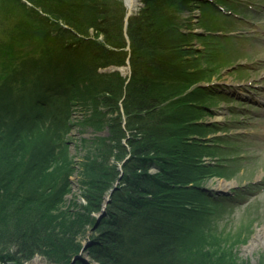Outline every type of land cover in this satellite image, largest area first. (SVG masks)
<instances>
[{"label": "trees", "instance_id": "obj_1", "mask_svg": "<svg viewBox=\"0 0 264 264\" xmlns=\"http://www.w3.org/2000/svg\"><path fill=\"white\" fill-rule=\"evenodd\" d=\"M138 2L125 24L123 0H0V264H229L213 253L223 240L208 207L231 198L207 187L225 175L206 162L208 76L190 32L210 0ZM127 57L129 77L102 72ZM75 105L95 135L69 203L89 244L74 262L81 246L57 213L71 192Z\"/></svg>", "mask_w": 264, "mask_h": 264}, {"label": "rangeland", "instance_id": "obj_2", "mask_svg": "<svg viewBox=\"0 0 264 264\" xmlns=\"http://www.w3.org/2000/svg\"><path fill=\"white\" fill-rule=\"evenodd\" d=\"M135 1L136 8L131 15L140 6ZM210 3L205 20L199 9L193 11L190 32L198 36L193 44L203 53L201 68L207 70L208 76L200 84L209 88L207 101H202L208 111L204 122L214 127L204 142L211 145L209 152L214 158H206V162L221 164L223 167L218 171L225 175L214 178L207 187L220 197L231 198L219 207H208L214 212L209 227L216 238L223 240V245L213 253L229 264H264V0H210ZM127 19L124 18L125 24ZM124 34L129 50V39L125 31ZM201 36L205 39L200 40ZM127 61L125 66L109 67L102 72L119 71L129 77ZM79 107L75 105L71 111L66 136L73 167L71 192L65 197V207L57 213L70 234L71 245L81 246L74 262L88 259L89 244L87 237L82 236L86 222L75 218L77 215L71 213L69 203L78 195L82 157L92 151L82 148L81 144L95 135L93 127L79 125L85 115ZM122 166L123 163H118L120 173L115 186L122 180ZM112 194L113 190L109 191L103 201L102 212L95 216L97 222L111 203ZM80 201L79 204H85L83 199ZM66 209L71 211L66 213ZM42 260L35 258L31 264H47Z\"/></svg>", "mask_w": 264, "mask_h": 264}, {"label": "water", "instance_id": "obj_3", "mask_svg": "<svg viewBox=\"0 0 264 264\" xmlns=\"http://www.w3.org/2000/svg\"><path fill=\"white\" fill-rule=\"evenodd\" d=\"M124 3H125V6H126V9H127V13L125 15V20H126L131 15V9L128 8L125 0H124ZM126 70L128 72V75H130L131 71H130V66H129V62L128 61H127V68H126ZM120 107H121V105H120Z\"/></svg>", "mask_w": 264, "mask_h": 264}, {"label": "bare ground", "instance_id": "obj_4", "mask_svg": "<svg viewBox=\"0 0 264 264\" xmlns=\"http://www.w3.org/2000/svg\"><path fill=\"white\" fill-rule=\"evenodd\" d=\"M125 2L127 4L128 8L131 9V11H132V9L136 8V1L135 0H125Z\"/></svg>", "mask_w": 264, "mask_h": 264}]
</instances>
